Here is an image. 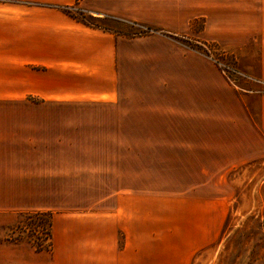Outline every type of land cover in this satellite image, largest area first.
I'll list each match as a JSON object with an SVG mask.
<instances>
[{"label": "crops", "instance_id": "1", "mask_svg": "<svg viewBox=\"0 0 264 264\" xmlns=\"http://www.w3.org/2000/svg\"><path fill=\"white\" fill-rule=\"evenodd\" d=\"M75 1L0 0V227L16 212L64 216L53 264H191L212 238L211 197L180 226L177 200L149 189L222 188L264 158V0L81 2L224 47L249 91L179 39L78 22L64 11Z\"/></svg>", "mask_w": 264, "mask_h": 264}, {"label": "rangeland", "instance_id": "2", "mask_svg": "<svg viewBox=\"0 0 264 264\" xmlns=\"http://www.w3.org/2000/svg\"><path fill=\"white\" fill-rule=\"evenodd\" d=\"M83 1L76 0L74 4L65 8V12L79 21L96 23L110 30L109 32L124 36L145 31V26L141 24L140 26H134L130 24V21L126 20L121 22L109 16L96 19L85 13L81 6ZM92 18L95 19L93 20ZM202 26L203 21H195L193 27H191L193 30L198 31L201 30ZM156 33H163L179 39L189 49L207 57L217 66L221 73L222 70L218 66L217 60L227 66L226 70L238 72V74H230V80L226 78L230 84L248 91L257 88V85L243 73L244 71L240 68L236 55L224 47L201 41L194 36L177 37L160 30ZM183 176L186 178L185 174H175V179L183 180ZM148 177L149 186L155 184V174H148ZM141 179L143 180V177ZM224 179L225 185L222 188L211 190L183 188L174 190L149 189V194L158 191L162 192L164 197L177 200L176 203L178 205L174 206L177 213L174 214L180 219L177 222L180 226L186 223H193L192 221H183L185 217L189 216L191 218L192 215L202 216L200 213L201 209L197 205L198 199L211 197V201H207V206L211 208L212 214L207 224L211 225L212 238L203 249L194 255L191 264H264V158L234 168L225 174ZM170 191L172 192L170 193ZM193 200L196 202L194 206ZM21 213L16 212V222L7 226L17 224L21 219ZM219 216L222 219H217ZM62 219H64V216L58 212L54 214L56 236L58 237ZM166 226L167 222H165ZM6 233L7 229L0 227L1 240ZM53 252L54 250L37 253L33 247L26 243L11 244L1 241L0 264H53Z\"/></svg>", "mask_w": 264, "mask_h": 264}, {"label": "trees", "instance_id": "3", "mask_svg": "<svg viewBox=\"0 0 264 264\" xmlns=\"http://www.w3.org/2000/svg\"><path fill=\"white\" fill-rule=\"evenodd\" d=\"M65 10L66 9H64V11ZM92 19L94 20L95 18ZM115 19L121 22H125V20L123 19H119V18H115ZM77 21L91 28L110 31L106 28L99 26L96 23H89L79 20ZM193 23L191 24L192 27H193ZM130 24L134 26H140V24L138 23L130 22ZM156 32H159V30L146 27L145 31L129 34L127 36L136 37V36H142ZM2 228L7 229V233L2 240L0 239V242L4 241L11 244L26 243L31 247H33L35 251L38 253L50 252L53 250L54 213L51 211L22 212L21 219L17 224Z\"/></svg>", "mask_w": 264, "mask_h": 264}, {"label": "built area", "instance_id": "4", "mask_svg": "<svg viewBox=\"0 0 264 264\" xmlns=\"http://www.w3.org/2000/svg\"><path fill=\"white\" fill-rule=\"evenodd\" d=\"M217 63H218V66L221 68L223 75H224L225 78H227L228 80H230V78H229V75H230V74H233V73L238 74V72H230V71L226 70L227 66H226L224 63H221V62L218 61V60H217ZM229 69H230V68H229ZM232 71H234V70H232Z\"/></svg>", "mask_w": 264, "mask_h": 264}]
</instances>
